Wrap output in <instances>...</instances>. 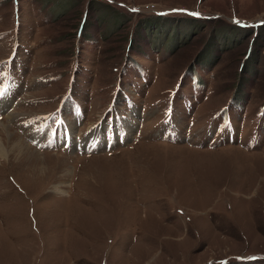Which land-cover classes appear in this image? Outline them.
Masks as SVG:
<instances>
[{"label":"rangeland","instance_id":"rangeland-1","mask_svg":"<svg viewBox=\"0 0 264 264\" xmlns=\"http://www.w3.org/2000/svg\"><path fill=\"white\" fill-rule=\"evenodd\" d=\"M0 93V264H264V0H0Z\"/></svg>","mask_w":264,"mask_h":264},{"label":"bare ground","instance_id":"bare-ground-1","mask_svg":"<svg viewBox=\"0 0 264 264\" xmlns=\"http://www.w3.org/2000/svg\"><path fill=\"white\" fill-rule=\"evenodd\" d=\"M127 127V126H126ZM102 129V127L101 128H99V126H97L96 127V130H94V131H92L91 132V134L89 135V136H87L86 138H84V139H87V140H89L90 141V139H91V141H94L93 140V137L91 136L92 134H93V136L95 135H97V132H99V130H101ZM120 129V128H119ZM119 129H115L114 127H109L108 126V128H107V136H106V138L104 139V140H106L107 141V143L109 142V143H112L114 140V138L116 137V134H115V132H118V130ZM71 132H70V136H71ZM94 136V137H95ZM70 138V137H69ZM117 139H119V135H117ZM79 141H81V143L83 144L84 143V140H82V139H80ZM78 142V141H77ZM90 144H91V142H90ZM90 144H88V145H90ZM85 145H87V142L85 143ZM107 145V144H106ZM105 145V146H106ZM19 146V143H15V144H13L12 145V148L13 149H15L16 147H17V149L19 148L18 147ZM21 148L23 147V146H20ZM3 148H2V146H1V143H0V151L2 150ZM60 191V190H59Z\"/></svg>","mask_w":264,"mask_h":264},{"label":"snow or ice","instance_id":"snow-or-ice-1","mask_svg":"<svg viewBox=\"0 0 264 264\" xmlns=\"http://www.w3.org/2000/svg\"><path fill=\"white\" fill-rule=\"evenodd\" d=\"M132 11H138L137 9H133ZM192 15H199L198 13H192ZM0 95H3V93H0Z\"/></svg>","mask_w":264,"mask_h":264}]
</instances>
